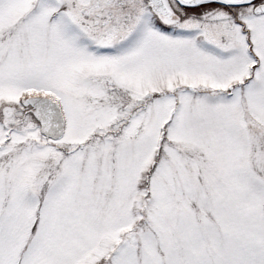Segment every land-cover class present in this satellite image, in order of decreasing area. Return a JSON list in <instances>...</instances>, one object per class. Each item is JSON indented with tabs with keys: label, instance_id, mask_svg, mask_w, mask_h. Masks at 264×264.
<instances>
[{
	"label": "snow or ice",
	"instance_id": "snow-or-ice-1",
	"mask_svg": "<svg viewBox=\"0 0 264 264\" xmlns=\"http://www.w3.org/2000/svg\"><path fill=\"white\" fill-rule=\"evenodd\" d=\"M0 264H264V0H0Z\"/></svg>",
	"mask_w": 264,
	"mask_h": 264
}]
</instances>
